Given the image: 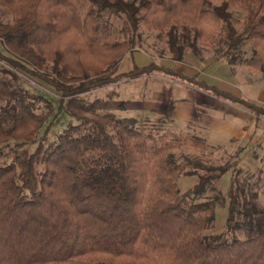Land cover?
Returning a JSON list of instances; mask_svg holds the SVG:
<instances>
[{"label": "trees", "instance_id": "trees-1", "mask_svg": "<svg viewBox=\"0 0 264 264\" xmlns=\"http://www.w3.org/2000/svg\"><path fill=\"white\" fill-rule=\"evenodd\" d=\"M1 7L14 19L0 17V264H264L259 180L230 186L227 224L244 225V236L209 232L213 204L191 196H204L207 180L224 169L193 153L187 158L205 173L183 193L179 177L190 169L169 159L176 146L203 149L207 140L164 127L166 114L105 107L117 95L110 86L162 73L264 115L260 103L166 62L118 69L144 25L167 36L173 60L187 51L204 56L218 42L216 59L264 73V0H0ZM24 75L59 102L29 97ZM99 89L105 94L86 97ZM62 111L70 120L49 139Z\"/></svg>", "mask_w": 264, "mask_h": 264}, {"label": "rangeland", "instance_id": "rangeland-1", "mask_svg": "<svg viewBox=\"0 0 264 264\" xmlns=\"http://www.w3.org/2000/svg\"><path fill=\"white\" fill-rule=\"evenodd\" d=\"M0 17L3 21H12L14 19V14L7 8H0ZM116 26L121 24V20L115 21ZM142 38L141 43L136 47L132 52H128L121 63L119 64V71L124 72L130 70L134 64H147L151 60L157 62H166L170 65H174V62L171 61V51L167 42V36L158 29H149L146 26H141ZM118 32L117 34H119ZM121 36V34H120ZM220 43V42H219ZM223 45L222 43H220ZM215 46H218V42L215 43ZM215 46L209 45L208 48L210 53H215ZM251 46L249 45L245 55L251 54ZM0 48L4 46L0 43ZM207 48V47H206ZM204 48L203 55L199 56L194 52L187 51L185 55L187 56L186 60L196 63V66L200 70V75L207 79L209 82H218L219 79H234L241 86L243 82L240 77L236 76V69L238 64L242 63H230L225 58H220L217 60H211L209 57L205 56ZM1 67V62H0ZM257 68V67H256ZM258 69V68H257ZM3 75V74H2ZM156 75V74H155ZM149 75L145 77H137L129 80H123L116 85L110 86L109 88H116L117 94L120 95H129L136 96L137 94H142L150 92L153 89L159 92H162L168 88L171 89V86L168 83L161 81L158 76ZM9 79H13L11 75H3ZM22 83L28 88L27 95L29 97L35 98L37 95H43L45 98L52 100L54 102H59V95L52 91L49 87L41 84L40 81L34 79L30 76H22ZM149 77V78H147ZM105 89L95 90L86 94L87 98H92L95 95H104ZM138 103V100L130 98L128 100H122L119 96H114L111 99H108L105 107L107 109H112L111 107L125 108L131 105ZM114 110V109H113ZM125 112L124 110H118ZM134 114V113H131ZM172 115L166 113V117L170 118ZM70 117L64 111L60 112L52 121L48 130V138H54L59 131L67 126ZM50 122V121H48ZM47 122V124H48ZM45 125L42 130L46 128ZM164 127L171 128L173 130L181 131L183 130L180 126H174L171 122H164ZM212 136V135H211ZM211 136L204 137L205 139L210 138ZM210 145L204 149H196L194 147L187 146H176L170 152L169 159L175 163H183L186 169H190L189 174L182 173L179 177L178 188L180 192H187L195 187L200 182V177L205 173L201 167L194 168V162L189 160L187 157H193V153L202 157L207 166H213V171H220L224 169L221 173L211 175L206 182L205 193L202 197H193L191 200H211L213 204V224L209 232H227V229L230 233L238 234L240 237H243L245 234V226L241 224H236L235 230L232 231V228H229L227 224V217L230 206V195L229 190L230 186L235 180L238 184L243 182H251L253 180H259L260 184L258 189L260 191V202L264 206V157L261 154L260 150H257L254 147H247L245 149L240 148L237 144H234L229 140L222 147H217V142L224 140L221 136L213 135ZM33 144L32 146H34ZM216 146V147H215ZM193 162V163H192ZM211 170V169H210ZM212 171H208L209 174ZM196 198V199H195ZM229 233V232H228ZM50 264H112L104 260L99 261H86V260H77L72 262H58Z\"/></svg>", "mask_w": 264, "mask_h": 264}, {"label": "crops", "instance_id": "crops-1", "mask_svg": "<svg viewBox=\"0 0 264 264\" xmlns=\"http://www.w3.org/2000/svg\"><path fill=\"white\" fill-rule=\"evenodd\" d=\"M209 49L206 48L205 56L213 61L220 59H216ZM186 58L187 56L184 55L182 60L171 59V61L174 62L177 69L188 74L198 73L209 84L217 85L221 89L231 91L246 100H253L264 106V73L261 69L238 64L236 76L240 77L243 82L242 86L234 79H219L218 82H209L200 75L196 63L186 60ZM149 75L158 76L161 81L168 83L171 89L166 88L162 92L164 86L159 92L153 89L150 92L131 97L117 94L116 96L122 100L134 98L138 100V103L125 108H111L124 110L130 114L134 113L136 116H144L149 113L154 115L170 113L172 115L170 122L174 126H180L184 131L196 133L202 137L212 135L206 139L207 145H210L213 135L221 136L224 140L217 142V147H222L231 140L242 149L249 146L260 150L264 157V115H258L246 105L219 97L211 90L197 87L175 76L162 73Z\"/></svg>", "mask_w": 264, "mask_h": 264}]
</instances>
